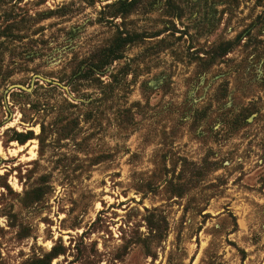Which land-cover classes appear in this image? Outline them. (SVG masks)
<instances>
[{"label": "rangeland", "instance_id": "1", "mask_svg": "<svg viewBox=\"0 0 264 264\" xmlns=\"http://www.w3.org/2000/svg\"><path fill=\"white\" fill-rule=\"evenodd\" d=\"M52 252L264 264V0H0V264Z\"/></svg>", "mask_w": 264, "mask_h": 264}, {"label": "trees", "instance_id": "2", "mask_svg": "<svg viewBox=\"0 0 264 264\" xmlns=\"http://www.w3.org/2000/svg\"><path fill=\"white\" fill-rule=\"evenodd\" d=\"M28 139H30L29 137H25L24 139H19V142L21 144H24ZM59 254L58 253H50L48 254L47 257L41 259V260H33L32 264H51L52 259L56 258ZM35 262V263H34Z\"/></svg>", "mask_w": 264, "mask_h": 264}, {"label": "water", "instance_id": "3", "mask_svg": "<svg viewBox=\"0 0 264 264\" xmlns=\"http://www.w3.org/2000/svg\"><path fill=\"white\" fill-rule=\"evenodd\" d=\"M21 87V86H20ZM21 88H23V87H21Z\"/></svg>", "mask_w": 264, "mask_h": 264}]
</instances>
